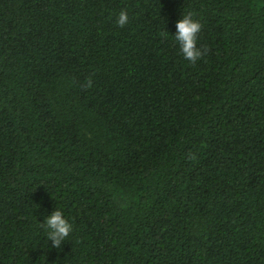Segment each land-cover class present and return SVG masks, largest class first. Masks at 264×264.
<instances>
[{"label": "trees", "instance_id": "1", "mask_svg": "<svg viewBox=\"0 0 264 264\" xmlns=\"http://www.w3.org/2000/svg\"><path fill=\"white\" fill-rule=\"evenodd\" d=\"M0 264H264V0H0Z\"/></svg>", "mask_w": 264, "mask_h": 264}, {"label": "clouds", "instance_id": "2", "mask_svg": "<svg viewBox=\"0 0 264 264\" xmlns=\"http://www.w3.org/2000/svg\"><path fill=\"white\" fill-rule=\"evenodd\" d=\"M127 22L128 14L125 10H121L115 23L122 27ZM174 27L175 33L172 34V37L178 44L180 53L185 60L195 63L202 55L200 48L197 47V34L201 30L200 22L193 19L190 14H184L176 20ZM41 226L45 229L47 239L53 248L61 246L72 231L71 223L64 217L59 208H54L45 215Z\"/></svg>", "mask_w": 264, "mask_h": 264}]
</instances>
